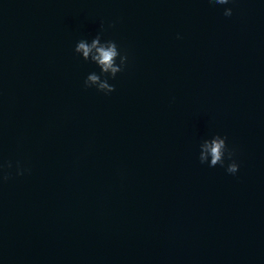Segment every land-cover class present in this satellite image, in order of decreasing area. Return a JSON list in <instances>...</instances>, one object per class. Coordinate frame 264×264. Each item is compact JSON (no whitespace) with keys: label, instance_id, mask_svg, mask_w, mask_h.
Returning a JSON list of instances; mask_svg holds the SVG:
<instances>
[{"label":"clouds","instance_id":"obj_1","mask_svg":"<svg viewBox=\"0 0 264 264\" xmlns=\"http://www.w3.org/2000/svg\"><path fill=\"white\" fill-rule=\"evenodd\" d=\"M211 3L226 5L230 0H210ZM224 16L230 17L232 9L226 8ZM104 32L103 23L100 25V32L88 42L81 39L75 46V53L79 54L84 61H90L96 64L100 73L92 72L87 75L84 80L85 88H95L98 92L105 95L115 91V86L110 84L109 79H115L118 73L125 70L128 63V55L122 54L118 45L113 40H103L102 33ZM179 38V37H178ZM119 60V63H117ZM103 77V78H102ZM227 137H222L219 134L213 136L211 139H205L200 144L199 161L201 164L207 163L209 167L220 165L224 166L225 158L231 161L226 168L229 174H236L239 170V164L233 159L234 150L229 149L226 143ZM11 163L7 165L0 163V183L10 179V172L5 169H11ZM23 170H20L19 163L17 164V175H23Z\"/></svg>","mask_w":264,"mask_h":264}]
</instances>
